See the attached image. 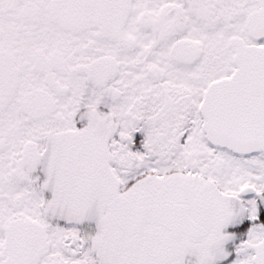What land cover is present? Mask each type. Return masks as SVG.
Segmentation results:
<instances>
[{
  "label": "snow or ice",
  "instance_id": "1",
  "mask_svg": "<svg viewBox=\"0 0 264 264\" xmlns=\"http://www.w3.org/2000/svg\"><path fill=\"white\" fill-rule=\"evenodd\" d=\"M0 264H264V0H0Z\"/></svg>",
  "mask_w": 264,
  "mask_h": 264
}]
</instances>
